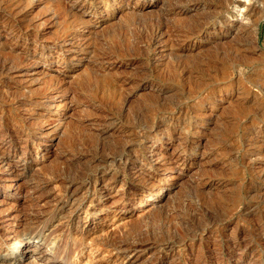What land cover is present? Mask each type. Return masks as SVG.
I'll return each mask as SVG.
<instances>
[{"label":"rangeland","instance_id":"obj_1","mask_svg":"<svg viewBox=\"0 0 264 264\" xmlns=\"http://www.w3.org/2000/svg\"><path fill=\"white\" fill-rule=\"evenodd\" d=\"M144 1L152 12L148 10L140 15H128L136 11ZM176 1L178 6L174 8L180 5L184 8L196 0ZM200 1L219 5L224 0ZM248 1L232 0L229 8L232 9L233 15H238L240 10L235 7L236 2ZM250 2L258 7L264 5V0ZM96 3L77 0L72 4L74 9L65 16L57 12L56 3L48 0H30L23 10L29 27L19 32L17 38L8 34L7 30H2L0 24V60H12L11 68L0 75V134L6 128L9 131L23 129V132L28 133L27 138L22 133L21 139L11 144L10 147H15L17 151H10L3 157L4 162L16 167L7 171L0 170V186L3 188L0 192V226L12 228L13 225L9 223L10 216L21 211H45L41 222L33 226V230L22 243H8L5 246L6 252L0 254V264H82L84 261H87V264H120L122 258L128 255L132 259L136 257V263L141 264L156 254L157 249L154 248L153 242L159 239H170L174 242V250L181 251L179 264H192L194 260L192 255L184 250L185 246L200 245L202 251L208 255V250L205 249L207 242L215 240L218 241L217 246L220 243L222 246L226 245V237L233 236V226L236 227L237 224L244 226V234L252 232L253 235L255 230H247L250 226L247 227L242 222L241 215H248L245 212L238 213L243 203L258 201L257 208L253 211L257 216L264 217V141H261L264 140V91L260 92L259 87L255 85L253 74L258 76V73H254L253 64H245V73L240 85L231 90H226V87L221 89L217 84L200 85L203 87L198 89L194 86L195 81L197 84H205L207 75H213L219 67L217 62H213L217 49L214 44L213 47L206 46L204 41H178L175 44L191 51L187 53V57L190 61L197 62L195 66L199 65L200 68L195 67L191 71V63L188 62L191 76L187 77V69L180 67L174 72L173 84L168 83L166 78L172 74L174 65L176 64V67L179 64L167 56V44L171 43L176 35L164 37L162 42L157 44H149L146 39L153 23L164 9V2L103 0L101 4ZM153 3L161 5V11L159 8H152L150 5ZM113 11L115 14L111 13ZM172 16L171 14L169 17ZM237 20L240 21L241 18L238 17ZM86 21L93 25L87 27L83 24ZM172 22L177 25L174 20H170V23ZM10 26L5 25V29ZM126 33L138 44L135 43L134 50L127 53L128 58L113 57L110 36ZM25 35L27 40L23 42ZM64 37L67 41L60 42ZM32 41L37 45L34 46ZM263 42L264 19L260 21L258 31V43L262 45ZM88 43L93 45H86ZM41 49L45 55H40ZM159 53L163 54V58L154 63L152 56ZM207 62L211 63V67L205 68ZM83 72L97 76L104 73L111 79V89L108 86L96 85L95 82L84 88H77L75 80ZM144 81L148 82L149 87H139L138 90L140 83L137 82ZM253 85L256 87H252ZM245 86H251L252 92H255L254 89L259 91V94L255 95L263 106L259 121L253 120V117L258 115L257 104L250 105L241 97L237 98V92L242 91ZM156 90L164 91L158 100L152 96L143 97V93H156ZM182 91L183 96H179ZM189 93L190 96L187 95ZM176 98L184 111L189 112V122L186 120V126L174 124L168 127L165 123L159 125L156 130H148L151 134L158 131L164 135L162 139L157 135V138H160L157 144H164L163 155L173 158L177 164L170 170L163 167L159 174L160 184L166 183L167 186L162 194L158 195L162 196L161 207H144L145 210H139L149 202L150 195L155 193L154 187L150 190L145 188L147 195L143 198L128 193L118 195L114 193L115 190H111L100 202V206L106 210L92 220L96 222L95 233L91 235L95 242L94 251L93 255L89 256L93 262L86 259V249L76 262L70 263L66 255L67 250L83 248L84 244L72 242L68 230L63 228L57 219L60 215L56 210L47 217V210L62 191V183L51 179L49 174L57 169L58 162L55 159L58 158L60 162V153H66L67 142L61 133V126H57L53 120L65 114L67 122H71L80 131H101L105 122L110 121L112 125L109 129L121 127L126 133L133 134L139 131L137 125L140 121L152 119V110L161 109L165 112L155 118L154 121L157 122L168 115L169 111L167 113L165 108L169 107L172 101L175 102ZM62 103L64 106H59ZM241 110L244 112L237 115ZM107 139L108 142L111 141V137ZM5 147L8 148V145ZM25 147L29 148V152L22 155V149ZM147 155H151V149ZM127 167L130 172L133 166L129 164ZM16 174L19 176L15 179ZM173 176L181 178L178 183L180 188L174 185L175 178L170 179ZM208 184L213 186L212 191L217 192L220 189L222 200L219 197L218 202L224 205L205 204L208 196L206 191L209 192ZM8 185L11 187L7 188ZM233 193L235 195L232 196ZM129 197L131 202L127 201ZM34 204L37 205L36 208ZM133 204L137 206L131 210ZM172 212H177L179 216H171ZM212 212L219 219L216 224L218 227L203 230V223L207 224ZM131 226L139 229L134 234L136 236H133L138 246L136 250L116 251L107 246L109 242L121 238ZM258 227L260 229L257 228L244 251H237L231 258L224 256L216 261L206 258L201 264H233L236 258L244 259L242 264H264V226L262 228L258 223Z\"/></svg>","mask_w":264,"mask_h":264},{"label":"bare ground","instance_id":"obj_2","mask_svg":"<svg viewBox=\"0 0 264 264\" xmlns=\"http://www.w3.org/2000/svg\"><path fill=\"white\" fill-rule=\"evenodd\" d=\"M85 1H89L91 4L95 2H97L96 4H101V1L103 0ZM105 1L109 2V0ZM162 1L164 2V9L159 13V18H157L155 23H153L152 28L149 30V33L147 32V38H145L148 40L147 42L149 44H157L161 43L162 38L164 37L169 38L168 36H170L171 34L174 36L176 35L175 39L172 40L171 43L169 42V44H167L169 54H167V56L170 59L172 58L178 61L179 64L176 67V64L174 65L172 74L168 75V78H166L168 83L173 84L175 80L174 72L177 70V68L182 67V69H187L186 75L187 77H190V73L192 72H190V69L187 65L188 62L191 63L189 64V66H191V71L192 69H195V67H197L195 66L197 62L190 61L187 57V53L191 51H186L187 49L185 47L175 43L185 40H193L194 42L198 40V42L204 41L206 46H212V44H214V48L217 49V51L213 56V62H217L219 64V67L218 69H216V72L213 75H207L208 78L206 79L205 84H197V82L195 81L194 86L199 89L200 87H203L200 85L207 84V86H211L213 84H217L216 86H221V89L222 87H226V90H231L235 86L240 85L242 75H244L245 73V64H253L254 73H258V76L253 74L255 77V85H257V88L259 87L260 92L264 91V42L262 45L258 43L259 23L264 19V5L258 7L254 3H252L253 1L250 2V0L248 1V3L236 2L237 4L235 5V7L237 6V8H239L240 10H238V15H233L234 13L231 12L232 9L230 10L229 8L232 4V0H224L219 5H216V3L212 4L196 0L195 2L186 5L184 8L181 5L174 8L175 6H178L176 0ZM48 2L56 3L57 12L68 16V13L71 12L72 9H74L72 4L74 2H77V0H48ZM29 3L30 0H0V24L2 30H7L8 34L14 35L13 37L17 38L19 32L24 30V28H28L29 23H26V13L23 12V10ZM150 6L156 9L159 8L161 11V5L158 6L157 4L153 3ZM148 10L149 12L151 11L149 9V6L145 5L144 1V3H142L136 11H132L128 15H140L141 13H144V11ZM111 13L115 14V11ZM171 14L173 16L169 17ZM238 17L241 18L240 21L237 20ZM170 20H174L177 25L173 22L170 23ZM176 20H178V22ZM78 21H80V19H78ZM83 24L87 25V27L93 25L88 23L87 21L83 22ZM5 25L11 26L9 29H5ZM110 37L112 39L110 41L112 50L111 52L113 54L112 56L120 59L128 58L127 53L134 50V44L137 41L127 36V33L124 35L122 34L121 36L113 35ZM23 38V42L26 41L27 35L23 36ZM66 41L67 40L64 37L60 42L64 43ZM73 44L74 42L72 43V45ZM35 45L37 44L34 42V46ZM86 45L92 46L93 44L88 43ZM48 53L50 54L51 52L48 51ZM40 55H45L43 49L40 50ZM14 56L17 57V55ZM152 57L153 62L155 63L156 61H160V59L163 58V54L159 53L153 55ZM11 61L12 60L8 58L0 60V75L4 71H8L11 68ZM149 61L150 59H148V63ZM206 67H211V63L207 62L205 68ZM197 68H200L199 65ZM205 70L206 69H204V71ZM197 80L199 81V79ZM93 82L97 83L96 85H100L101 87L108 86L109 89H111L112 87L111 79L109 80V78H107L104 73L97 76L92 75L88 72H83L82 74H79V76H77V79L75 80L77 88H84L86 87V85L89 86ZM129 82L130 80L128 81V83ZM137 83H140L138 85V90L140 89L139 87L143 89L149 87L148 82L144 81ZM255 85H253L252 87H256ZM252 87L245 86L242 91L237 92V98L241 97V99H244V101L250 105L252 103L257 104V107H259L257 112L258 115H255L253 117V120L259 121L261 119L260 117L262 116L261 110L263 106L257 101V98L255 96L259 94V91L257 89H254L255 92H252ZM198 89L197 91H201V89ZM183 91L181 92V95L179 94V96H183ZM188 92L189 91H187V93ZM190 93L187 95L190 96ZM162 94H164V91L156 90V93L154 91H149L143 93V97L147 98L149 96H152L155 100H158L160 97H162ZM247 95L250 96L248 97ZM181 105L182 104L180 103L179 99L176 98L175 102L172 101L168 105L169 107L165 108L167 113L169 111L168 115H165V117L163 116L162 120L158 122L154 121L155 118L160 117L161 115L165 114V112L161 111V109L152 110L150 114L152 119L150 118L149 121H140L137 125L139 131L134 132L133 134L126 133V131L121 127H118L116 129H109V126L112 125V122L110 121L105 122V127L101 131H80L78 127H75L73 124H71V122H67L64 116L65 114L61 117H57L55 119L53 118V121L57 123V126H61V133L64 134L67 142L65 145L66 153H60V162L58 161V158L55 159L56 162H58L57 169L55 170L56 173L53 171L49 174L51 179L60 181L62 183V191L58 195L57 200L55 199L53 201L50 209L47 210V212L49 213L47 217H50L53 214V210H56L60 215L57 219L60 221V224H62V227L68 230V235H70V239L72 240V242L84 244L83 248L78 247L67 250L66 255L68 256L70 263L76 262V260L79 259L80 254L82 255L86 249L88 250L86 259H88V261H92V258L90 259L89 256L93 255V246L95 245V242L93 241L91 235L95 233L96 230V222L92 220L93 218L98 217L99 213L106 210L102 206H100V202L110 194L109 192H111V190H113V192L115 190L114 193L118 195H124L128 193L129 195L139 196L143 198L145 195H147L145 194V188L150 190L154 187L153 191H155V193L153 194V196L150 195L151 198L149 202L147 204H144L143 206L141 205L142 209H138L142 211L145 210L144 207H149V209L161 207L162 196L158 195H161L163 189L167 186L166 183L160 184L159 174L163 170V167H168L169 170L175 167L176 162L173 161V158L170 159L163 155L162 151L165 150L164 144H157V142H159L158 139H162L164 135L158 133V131L154 134H151L148 133V130H156L159 125L165 123L168 127L169 125L174 124H179L181 126L182 124H184L183 126H186V124L189 122V112L186 113ZM59 106L63 107L64 103ZM243 112L244 111L241 110L236 114L239 115ZM22 133L25 134L24 137H28V133H25V131L23 132V129H11V131H9L6 128L4 132L0 134V170L6 169L7 171L12 167H16V165H10L4 162L5 160L3 157L4 155L7 156L10 151H12L13 153V151L18 150L15 147L11 148L10 146L11 144H14L21 139ZM157 135H159L160 138H157L159 137ZM110 137L111 141L108 142L109 139L107 138ZM261 141L263 142L264 140ZM6 145H8V148L5 147ZM150 149L151 155L148 156L147 154L149 153ZM26 152H29V148L27 147L22 149V155H25ZM129 164H132L133 166L130 172L127 171V166ZM18 176L19 174H16L14 178L16 179ZM172 178L176 179L174 185L179 186L178 183L181 178L173 176L170 179L172 180ZM167 179H169V177ZM207 186L209 192L206 191L208 196L205 199V204L208 205L209 203L210 205H215L221 203L218 202L220 201L219 197L222 196V194L219 192L220 189L216 192L211 190V187H213L211 186V184H208ZM10 187L11 185L7 186V188ZM2 190L3 188L0 186V192ZM212 192L216 193L213 194ZM200 193H202V191ZM200 193L198 194L201 195ZM233 195L235 194L233 193L232 196ZM237 195L236 197L239 196ZM202 196L204 199V194H202ZM256 196L260 197V195ZM127 201L131 202V197H129ZM257 204L258 201L245 202V204L243 203L242 209L238 211V213L245 212L246 215H248L247 217H244L239 214L241 215L242 222L245 223L247 227L250 226L247 230L253 228V231L255 230V233L257 231V228L258 230L260 229V227H258V223L262 225V228L264 226V217L257 216L253 211L257 208ZM36 206L37 205L34 204L35 208ZM136 206V204H133V209L131 210L136 209ZM224 207L226 208L227 206L225 205ZM44 212L45 211L37 209L27 213L21 211L14 216H10L11 220L9 221V223L13 225V227L9 228L8 226H0V254L1 252H6L5 246L8 245V243H10V245L22 243V240L30 234L31 230H33V226L41 222ZM176 213L177 212H172L171 216H179V214ZM214 214L213 212L210 214V217L208 218L209 220L206 225L203 221V230L211 228L214 229L213 226L218 227L216 226V224L218 223L219 219ZM166 215L167 217L169 216L168 214ZM252 220H254L253 223ZM237 226H233V236H229L230 238L226 237V245L222 246L220 243V245L218 244L217 246L218 241L215 242V240H212L209 243L207 242L206 248H204L208 250V255H206L202 251V247H200V245H188L187 247L185 246L186 249L184 250L187 251L189 255H192V258L194 260L192 264H201L202 261H204L206 258H209V260L211 261H216L223 258L224 256H228L229 258H231L236 254L237 251H244L255 233H253V235L252 232L250 234H244L246 230L244 226ZM219 229L216 230L218 231ZM138 230L139 229L136 226L129 227V229L123 234L121 238H119L117 241L114 240L115 242H109L107 246L116 251L136 250L138 246H136L137 242L134 241L133 236H136L134 234H136ZM211 231H209L210 234ZM7 240L8 242H6ZM173 243L174 242L170 239H159L157 241L155 240L153 242V246L155 249H157L156 254L152 255V257H150L149 259L144 260V262L141 264H179L178 260L181 251H175L172 247ZM131 259L132 258L129 255L124 256L120 264H137L136 262H138V260L136 257L133 258L130 262ZM242 263H244V259L236 258L235 263L233 264ZM82 264H87V261H84Z\"/></svg>","mask_w":264,"mask_h":264}]
</instances>
